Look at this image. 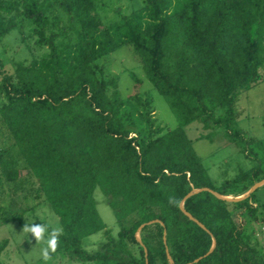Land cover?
Returning a JSON list of instances; mask_svg holds the SVG:
<instances>
[{
	"label": "trees",
	"instance_id": "trees-1",
	"mask_svg": "<svg viewBox=\"0 0 264 264\" xmlns=\"http://www.w3.org/2000/svg\"><path fill=\"white\" fill-rule=\"evenodd\" d=\"M142 2L105 27L95 0H55L70 26L49 34L37 0H0V39L17 30L23 16L35 25L38 45L49 50L40 60L17 64L16 83L0 61V116L59 218L57 253L95 264H251L255 252L244 248L232 209L245 205L256 213L255 193L240 202L213 193L242 197L264 179V153L255 149L261 144L245 138L237 111L239 94L262 80L264 0ZM123 46L140 57L178 129L149 139L129 129L127 112L110 99L98 65ZM199 120L222 128L255 165L227 185L216 184L184 131ZM18 173L5 175L14 181ZM97 189L118 209L119 222L139 217L119 240L98 212ZM201 189L211 192L194 193ZM13 221L25 226L21 217ZM154 221L142 229L140 242L138 230ZM103 230L107 242L88 252L84 240Z\"/></svg>",
	"mask_w": 264,
	"mask_h": 264
},
{
	"label": "rangeland",
	"instance_id": "rangeland-1",
	"mask_svg": "<svg viewBox=\"0 0 264 264\" xmlns=\"http://www.w3.org/2000/svg\"><path fill=\"white\" fill-rule=\"evenodd\" d=\"M95 1L105 27L120 20L122 15H129L143 7L142 0ZM37 2L45 9L49 34L58 30L64 31L70 26L68 17L59 9L55 0H37ZM16 21L17 30L0 39V61L4 70L12 76L14 83L17 82V64L28 65L40 60L49 52L47 47L38 45V36L33 23L23 16L17 17ZM98 65L104 70L103 78L108 84L110 99L123 104V111L127 112L126 122L133 134L140 132L145 139H149L178 129V120L168 101L153 86L140 57L132 47L123 46L117 49L110 56L100 60ZM260 74L262 80L259 83L239 94L237 111L240 112L238 125L246 135L245 138L260 142L261 148L255 149L264 153V67L260 70ZM2 83L0 74V87ZM4 101L2 96L0 107ZM138 102L140 105L137 104ZM184 131L216 184L227 185L237 177L239 171L242 169L246 171L255 165L242 153L241 145L233 144L225 138L222 128L213 125L206 127L199 120L190 123ZM12 169L18 170L19 175L14 181H9L5 173ZM254 193L256 213H250L245 205H238L232 209V216L237 227L242 229L244 248L255 252L250 263L258 261L259 264H263L264 185ZM237 195L231 194L229 198L239 197ZM95 199L106 230H109L116 240L121 239L124 227L130 228L138 221L137 215H131L132 217L119 222L116 216L118 209L110 206L111 200L109 201L100 189L96 190ZM117 208H119L118 204ZM15 217H21L25 224L42 223L52 229L62 230L58 216L50 209L47 197L41 189L40 181L26 165L13 136L0 116V264H95L70 260L57 253V250L50 252V258L45 260L42 249L47 246L45 241L48 233L45 234V241L37 242L30 233L22 230L23 227L18 221H13ZM141 231L139 229L137 232L140 242L143 241ZM106 242L105 230H103L88 237L83 247L88 252L94 253ZM150 242L155 250H158L157 240ZM130 249L135 256L141 257L139 246L131 244Z\"/></svg>",
	"mask_w": 264,
	"mask_h": 264
},
{
	"label": "clouds",
	"instance_id": "clouds-1",
	"mask_svg": "<svg viewBox=\"0 0 264 264\" xmlns=\"http://www.w3.org/2000/svg\"><path fill=\"white\" fill-rule=\"evenodd\" d=\"M25 233H30L31 237L35 239L37 242L45 241V234L48 232V228L42 224H25L22 229ZM62 234V230L58 228H54L48 234V238L45 241L46 247L42 249V255L45 260L50 258V252H55L59 236Z\"/></svg>",
	"mask_w": 264,
	"mask_h": 264
},
{
	"label": "water",
	"instance_id": "water-1",
	"mask_svg": "<svg viewBox=\"0 0 264 264\" xmlns=\"http://www.w3.org/2000/svg\"><path fill=\"white\" fill-rule=\"evenodd\" d=\"M262 185H264V180L259 182L258 184H256L250 191L247 192V194H245L244 196L242 197H237V198H229V197H222V196H219L217 193H213L215 196L219 197V198H222V199H226L230 202H240L244 199H246L247 197H249L252 193H254L255 190H257L259 187H261ZM201 191H209L208 189H201V190H197L195 191L194 193H198V192H201ZM211 192V191H209ZM192 196V194H189L185 200H187L188 198H190ZM181 208L184 210V206L183 204L181 205ZM192 220L193 217L189 216ZM157 223V221H154V222H150L148 224H144L143 226H141L140 230L144 229L146 226H149V225H152V224H155ZM166 235V234H165ZM146 254H147V251H146ZM147 256V255H146ZM172 262V261H171ZM198 262V260L196 261Z\"/></svg>",
	"mask_w": 264,
	"mask_h": 264
},
{
	"label": "crops",
	"instance_id": "crops-1",
	"mask_svg": "<svg viewBox=\"0 0 264 264\" xmlns=\"http://www.w3.org/2000/svg\"><path fill=\"white\" fill-rule=\"evenodd\" d=\"M87 239V238H86ZM86 239L84 240V242L86 241Z\"/></svg>",
	"mask_w": 264,
	"mask_h": 264
}]
</instances>
